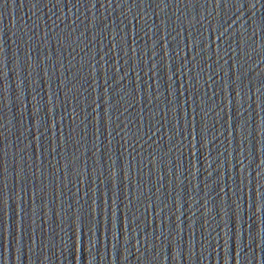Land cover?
<instances>
[{
  "label": "water",
  "instance_id": "1",
  "mask_svg": "<svg viewBox=\"0 0 264 264\" xmlns=\"http://www.w3.org/2000/svg\"><path fill=\"white\" fill-rule=\"evenodd\" d=\"M0 264H264V0H0Z\"/></svg>",
  "mask_w": 264,
  "mask_h": 264
}]
</instances>
